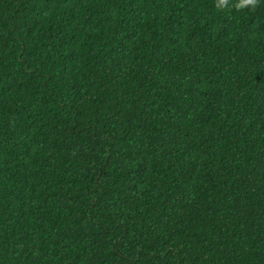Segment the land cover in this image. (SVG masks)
Instances as JSON below:
<instances>
[{
	"label": "trees",
	"instance_id": "1",
	"mask_svg": "<svg viewBox=\"0 0 264 264\" xmlns=\"http://www.w3.org/2000/svg\"><path fill=\"white\" fill-rule=\"evenodd\" d=\"M0 264H264V4L0 0Z\"/></svg>",
	"mask_w": 264,
	"mask_h": 264
},
{
	"label": "clouds",
	"instance_id": "2",
	"mask_svg": "<svg viewBox=\"0 0 264 264\" xmlns=\"http://www.w3.org/2000/svg\"><path fill=\"white\" fill-rule=\"evenodd\" d=\"M262 4L264 0H211L213 10L224 13H227L229 9H235L237 12L247 9L251 13Z\"/></svg>",
	"mask_w": 264,
	"mask_h": 264
}]
</instances>
